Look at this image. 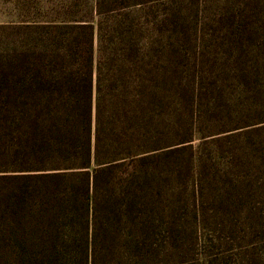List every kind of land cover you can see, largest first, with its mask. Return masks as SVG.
Listing matches in <instances>:
<instances>
[{
  "label": "trees",
  "instance_id": "1",
  "mask_svg": "<svg viewBox=\"0 0 264 264\" xmlns=\"http://www.w3.org/2000/svg\"><path fill=\"white\" fill-rule=\"evenodd\" d=\"M162 1L109 0L103 11L106 0H80V14L16 25L0 57L3 253L24 264H101L122 222L135 230L132 246L152 243L154 180L172 150L144 13ZM225 12L224 262L264 264V0H225Z\"/></svg>",
  "mask_w": 264,
  "mask_h": 264
},
{
  "label": "rangeland",
  "instance_id": "2",
  "mask_svg": "<svg viewBox=\"0 0 264 264\" xmlns=\"http://www.w3.org/2000/svg\"><path fill=\"white\" fill-rule=\"evenodd\" d=\"M80 9V0H0V57L13 47L21 21L62 20ZM146 11L162 126L172 150L154 180L159 227L149 246H132L135 230L122 222L119 243L101 264H225L231 178L224 130L232 91L225 0H163ZM0 264L24 263L0 250Z\"/></svg>",
  "mask_w": 264,
  "mask_h": 264
}]
</instances>
